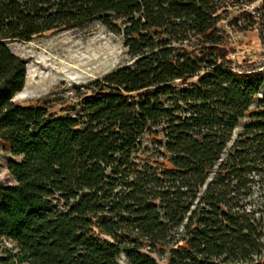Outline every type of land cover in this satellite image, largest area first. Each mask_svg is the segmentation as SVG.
I'll use <instances>...</instances> for the list:
<instances>
[{"label": "trees", "instance_id": "1", "mask_svg": "<svg viewBox=\"0 0 264 264\" xmlns=\"http://www.w3.org/2000/svg\"><path fill=\"white\" fill-rule=\"evenodd\" d=\"M219 3L0 0V142L19 158L0 264H264V71L231 66ZM244 15L264 43V0ZM93 21L129 62L61 114L15 104L26 66L6 42ZM152 129L165 162L141 156Z\"/></svg>", "mask_w": 264, "mask_h": 264}, {"label": "rangeland", "instance_id": "2", "mask_svg": "<svg viewBox=\"0 0 264 264\" xmlns=\"http://www.w3.org/2000/svg\"><path fill=\"white\" fill-rule=\"evenodd\" d=\"M219 0L221 20L217 27L223 35L227 59L235 71H264V43L257 25L250 26L245 13L254 14L261 0L242 4L241 0ZM10 51L22 58L26 66L23 89L14 95L15 104L44 106L49 113L58 115L74 106L81 96L92 93L90 82L129 62L122 34L109 31L98 21L80 27L45 32L30 41L8 40ZM261 94L256 96L249 111H254ZM68 111V110H67ZM242 123L234 130V136ZM145 133L141 139L143 159L165 162L157 142L161 134ZM10 149L0 142V184H13L7 166L18 160ZM264 191L253 190L252 198H264ZM3 247L12 244L3 242ZM158 264H166L165 255L157 257ZM120 264H126L121 258Z\"/></svg>", "mask_w": 264, "mask_h": 264}]
</instances>
